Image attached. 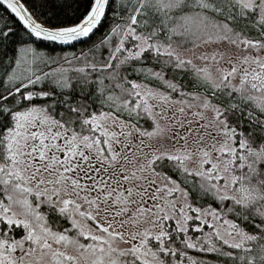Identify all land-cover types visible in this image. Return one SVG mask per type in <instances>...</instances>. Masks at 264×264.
<instances>
[{"label": "snow or ice", "instance_id": "obj_1", "mask_svg": "<svg viewBox=\"0 0 264 264\" xmlns=\"http://www.w3.org/2000/svg\"><path fill=\"white\" fill-rule=\"evenodd\" d=\"M0 264H264V0H0Z\"/></svg>", "mask_w": 264, "mask_h": 264}, {"label": "rangeland", "instance_id": "obj_2", "mask_svg": "<svg viewBox=\"0 0 264 264\" xmlns=\"http://www.w3.org/2000/svg\"><path fill=\"white\" fill-rule=\"evenodd\" d=\"M186 56H192V52L185 53Z\"/></svg>", "mask_w": 264, "mask_h": 264}]
</instances>
